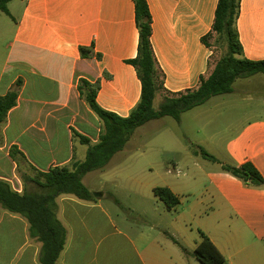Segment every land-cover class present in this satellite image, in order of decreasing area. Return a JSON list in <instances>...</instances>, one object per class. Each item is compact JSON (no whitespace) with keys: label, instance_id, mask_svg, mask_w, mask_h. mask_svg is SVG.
Wrapping results in <instances>:
<instances>
[{"label":"crops","instance_id":"1","mask_svg":"<svg viewBox=\"0 0 264 264\" xmlns=\"http://www.w3.org/2000/svg\"><path fill=\"white\" fill-rule=\"evenodd\" d=\"M147 2L164 87L154 102L162 103L165 96L196 89L214 69L215 38L208 41L212 47L203 38L212 30L219 0ZM8 9L12 22L0 29V96L17 91L18 100L0 124V181L23 194L34 190L23 174L72 169L85 161L89 146L98 144L103 123L80 97V80H100L98 105L122 119L140 103L141 81L127 63L138 55L139 30L133 0H13ZM237 30L242 57L264 60V0H241ZM81 48L90 56L83 58ZM179 123L188 136L185 159L206 177L197 202L169 211L151 199L157 186L133 167L124 178L110 176L119 157L135 152L129 158L135 161L136 154L152 151L132 147L131 138L105 168L84 176L96 202L72 195L56 199L57 218L67 231L58 264H200L193 257L200 231L227 264H264V188L245 185L222 170L223 164L251 162L264 178V74L237 80L232 93L212 97L184 113ZM190 145L212 150L217 168L201 167ZM153 151L156 160L145 169L162 164L165 149ZM120 183L142 202L129 207L147 218L142 225L118 208L112 187ZM167 187L179 197L176 187ZM41 248L30 236L28 220L0 205V264H41Z\"/></svg>","mask_w":264,"mask_h":264},{"label":"trees","instance_id":"2","mask_svg":"<svg viewBox=\"0 0 264 264\" xmlns=\"http://www.w3.org/2000/svg\"><path fill=\"white\" fill-rule=\"evenodd\" d=\"M11 1L13 0H0V11L8 16L10 15L8 4ZM133 1L139 30L138 55L127 63L136 69L141 81L140 103L128 118L122 119L98 105L100 80L95 82L80 80L78 85L80 97L103 123L99 142L95 146H89L85 161L75 163L72 169L55 167L48 172L23 174V182L34 187V190H26L23 194L15 192L8 183L0 181V205L28 220L30 236L42 244L39 257L41 264H58L67 241L66 228L57 218L56 199L61 195H72L85 202H96V195L83 183L84 176L105 168L117 153L123 151L138 128L164 117H172L180 122L184 113L205 104L212 97L232 93L237 80L264 74V60L250 61L242 57L243 49L237 30L241 0H219L212 30L203 38V42L212 47L208 41L215 38L216 43L221 42L225 47L224 54L209 76L201 78L196 89L165 96L159 109H156L154 100L164 87L152 47V16L147 0ZM80 51L83 58L90 56L89 49L81 48ZM17 100V91L0 96V124L17 105ZM80 140L84 144H89L86 138L81 137ZM190 149L196 155L217 162L214 156L199 146L190 145ZM16 154L17 148L12 147L10 155L14 161H17ZM222 170L245 185L264 188V178L251 162L241 166L223 164ZM153 194L169 211L180 205V198L168 187H156ZM116 202L119 203L118 200ZM199 234L200 242L193 257L200 264H227L226 258L211 239L201 231Z\"/></svg>","mask_w":264,"mask_h":264},{"label":"rangeland","instance_id":"3","mask_svg":"<svg viewBox=\"0 0 264 264\" xmlns=\"http://www.w3.org/2000/svg\"><path fill=\"white\" fill-rule=\"evenodd\" d=\"M5 22L12 21L7 14L0 11V29L4 28L3 24ZM214 47L215 58L216 60H219L225 52V47L221 42L219 44V42L216 43V41H214ZM160 105L161 103L158 100L154 102L156 109H159ZM143 128L144 129L141 128L142 131L136 130L134 132L131 146L138 148L145 147L152 151L145 157H139L140 153L136 154L135 161L129 159L135 152L130 153L124 160L119 157L120 162L118 160L115 161V166L113 167L110 176L119 175L124 178V176H128V170L133 167L132 171L139 172V176L151 185L157 187L173 185L176 187L177 191H179L178 193L181 200L180 206L177 210H181V208L186 207L189 203L197 202L199 195L204 188L206 177L200 173V170L197 167L193 166L190 161L185 159L189 156L187 153L189 151L186 148L188 145V136L185 128L172 117H166L161 121L154 123V125ZM157 147H161L166 151L165 154L162 152L160 153V160L162 162L161 166L155 168V170L145 169L144 167L148 162H154L156 160L155 156L158 152L153 151V149ZM201 148L208 154L216 156L212 150L203 147ZM129 150L130 149H128V153ZM192 156H194V159L197 160L199 165L206 170L211 169L212 167L217 168L216 166H218L216 162L206 159L202 155L192 153ZM126 160L128 161L124 163ZM131 164L132 166H129ZM175 165L176 168H174ZM137 166H139V168ZM112 190L119 198L121 205H118V208L123 214L137 225H142L147 218H141L138 215V212L129 209L130 206H140L142 202L139 199H136L137 197L134 198L130 195L128 186L123 185L122 183H120L117 188L116 185L113 186ZM150 196L152 200H156V202L163 207V203L155 198L154 194L151 192ZM195 232H198V229H195Z\"/></svg>","mask_w":264,"mask_h":264}]
</instances>
